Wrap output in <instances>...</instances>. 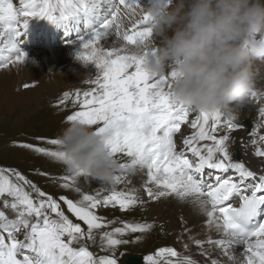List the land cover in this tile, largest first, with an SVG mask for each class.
Wrapping results in <instances>:
<instances>
[{
  "label": "snow or ice",
  "instance_id": "snow-or-ice-1",
  "mask_svg": "<svg viewBox=\"0 0 264 264\" xmlns=\"http://www.w3.org/2000/svg\"><path fill=\"white\" fill-rule=\"evenodd\" d=\"M18 2L19 6L16 0H0V70L25 64L26 53L18 46V38L29 19L60 23L94 11L103 17L81 38L77 52L81 62L95 65V79L88 81L91 87L63 92L56 105L69 101L79 105L80 110L67 115V121L78 120L93 126L97 133L111 127L106 143L113 155L126 157L120 161L121 171L113 184L127 185L130 175L142 174V188L98 190L84 193L76 201L66 196L57 199L18 170L0 169V195L11 197L0 209V264H118L114 251L96 258L88 246L89 241L95 243L96 230L106 226L97 210L111 204L121 210L144 206L141 190L148 202L174 199L190 205L195 215L204 217L202 226L206 229L199 238L181 215V235L191 241L184 245L188 254L162 246L144 256L145 264H201L190 253L191 247L203 257V264H264V134H260L264 97L260 91L253 85L249 93L250 99H261L257 124L246 134L247 139L236 137L233 133L244 129L241 122L226 119L219 111L193 109L176 102L169 90L172 73L154 78L142 68L137 48L154 40L147 26L148 13L141 11L144 0ZM113 37L122 43L116 46L113 41L109 46ZM33 84L22 87L28 89ZM49 143L59 146L58 138ZM237 143L242 151L252 149L253 157L260 161L259 168L234 159ZM23 146L66 165L61 150ZM81 176L86 177L79 171H67L59 177L63 181L60 186L80 193ZM62 205L87 226V231L66 214ZM5 209L13 215L10 217ZM152 227L146 222H125L123 227L101 232V250L129 243L119 237L129 232L146 233Z\"/></svg>",
  "mask_w": 264,
  "mask_h": 264
},
{
  "label": "clouds",
  "instance_id": "clouds-1",
  "mask_svg": "<svg viewBox=\"0 0 264 264\" xmlns=\"http://www.w3.org/2000/svg\"><path fill=\"white\" fill-rule=\"evenodd\" d=\"M141 11L154 37L137 48L142 68L154 78L171 72L176 102L235 119L264 61V0H145ZM112 131L67 121L58 140L68 171L113 184L121 162L106 143Z\"/></svg>",
  "mask_w": 264,
  "mask_h": 264
},
{
  "label": "rangeland",
  "instance_id": "rangeland-1",
  "mask_svg": "<svg viewBox=\"0 0 264 264\" xmlns=\"http://www.w3.org/2000/svg\"><path fill=\"white\" fill-rule=\"evenodd\" d=\"M98 16L103 19L101 15ZM96 24L98 23H95V25ZM83 33L84 32H80L77 35V38L69 40V38L63 37L62 33L59 32L56 37L61 40L57 39V41L55 40L56 43L54 45L46 46L47 49H45L44 53L50 54V50L59 47L65 39L67 41H73L75 39H79L80 35H82ZM22 50H25V53H29L30 55L34 56H30L32 59L37 58V56L35 55L37 50L34 48V46H29L23 48ZM263 62L264 61H258L254 65L256 67L261 66V69L264 72ZM27 65L29 67L32 66L30 62H28V60ZM89 69L91 71V66H89ZM95 74L96 72L91 76L85 78L84 80L80 79L81 81L75 82V86L70 85L65 89L63 88L62 90H59V92L61 93L56 97L47 98V96L45 95L42 100H40V102H37L31 107L28 106L29 103H33V101L30 100V96L27 97V100H23L21 104H17L12 109H8L6 106L2 107L0 110V169L18 170L28 179L33 181L37 186H39L44 192L52 194L57 199L60 196H66L76 201L79 200L84 193L95 194V192L98 190L102 191L112 188H115L116 190H123L125 189V187L135 188L137 185L135 181V174L129 176V182L127 183V185L124 183L106 185L92 178L81 176L80 178H78V186L81 188L80 193H77L74 188H63L60 186L63 181H61L59 177L67 174V166L62 162L57 161L54 157L48 156L45 153L37 152L34 148H27L23 146L26 144H30L36 147H44L49 150H60L59 146L52 145L49 143V141L58 138L60 129L67 122V120L65 119L66 116L71 114L72 111L80 109L78 104L73 105L71 101L63 106H57L56 101L65 91H75L76 89H79L81 91L88 90L91 87L88 81L95 79ZM257 82L258 80H253V85L255 86V88ZM259 100L260 98L255 100L249 98V101L245 106L236 109L237 115L234 120L236 122H241L242 124H244L245 121L249 119L253 123L254 127V125H256V119H258V114L255 110L256 104L253 101L259 102ZM247 133L248 132L245 127L244 134L246 135ZM236 149L241 152V148ZM235 150L233 152L234 159L236 155H234ZM117 158L120 161L126 159V157L122 154H117ZM45 173L47 175H45ZM12 179L14 180L15 178L12 177ZM25 187L26 190L31 191L27 188V186ZM32 195L35 197L34 192L32 193ZM5 199L11 200V197L0 195V209H3V201ZM62 207L66 214H68L74 222L82 224V222L77 221L75 217H72L70 213H67L66 205H62ZM5 211H7L10 217L13 215L10 210L5 209ZM97 214L104 218V223L106 225L105 227L96 230V240L98 241V245L93 250H95L99 254L102 251L100 247L101 232L111 231L112 228L115 227H123L125 222L130 224L145 222L153 224L151 230L146 233L137 232L133 234L129 232L119 237L120 239L129 241V243L121 244L115 249L108 248L106 251H102L103 254L105 252L114 250L119 264L121 256L126 253L141 254L144 257L146 254L153 252L158 247H174L175 240H177V235L173 231V228L164 221H161V219L158 220L145 206L137 205L128 210H121L118 205L111 204L100 207L97 210ZM82 227L85 229V231H87L86 225L82 224ZM136 237H139V240H137ZM94 244L95 243L90 241L88 243V246Z\"/></svg>",
  "mask_w": 264,
  "mask_h": 264
},
{
  "label": "bare ground",
  "instance_id": "bare-ground-1",
  "mask_svg": "<svg viewBox=\"0 0 264 264\" xmlns=\"http://www.w3.org/2000/svg\"><path fill=\"white\" fill-rule=\"evenodd\" d=\"M16 5L19 6L18 0H16ZM101 21V17L98 16L95 11L92 14H81L78 17L69 18L60 23H52L47 19L39 17L31 18L28 21L26 29L18 38V46L21 49L34 46L37 50L35 54L37 58L32 59L30 57L32 55L26 53L24 65H16L7 70H0V110L3 106L12 109L17 104H21L23 100H27L29 96L31 98L30 100L33 101V103L31 102L28 104V106L31 107L37 102H40L45 95L47 98L56 97L61 93L59 90L65 89L70 85L75 86V82L81 81L80 79L84 80L94 74L96 72L95 65L91 62L87 64L81 62L77 58V52L82 43L81 38L86 36L95 23H100ZM59 32H62L63 37L69 38V40L77 38L80 32L84 33L82 34L83 36L80 35L79 39L63 41L59 47L51 49L50 54H45L44 51L47 49L46 46H52L56 43L57 39L55 41V37ZM113 41L116 46L122 43V41L113 37L112 41H109V46L112 45ZM2 43L3 40L0 38V45H2ZM27 60L32 65L31 67L27 65ZM89 66H91V71ZM253 80H258L256 89L260 91L261 97H264V72L261 66H253ZM26 82L29 84H33L34 82V84L28 89H24L22 85ZM253 102L256 104L255 110L257 112V109L262 106L261 99L259 102ZM257 122L258 119H256V124ZM243 126V131H237L233 133V135L236 137L243 136L247 139L244 134L246 126L244 124ZM252 129L253 123L251 128H248L247 132H251ZM260 134H264V128L260 129ZM236 148H241L239 143L234 146L233 152ZM241 155L242 160L250 167L259 168L260 161L253 157L251 148L246 152L241 149ZM212 174L215 175L214 172ZM205 178H207V176ZM141 179L142 174H135V181L137 183L135 188H142ZM139 195L145 199L146 204L144 206L152 215L173 228V231L177 235L174 247L178 249L179 252L188 254L184 245L186 243L191 244L187 235H181L182 229L178 220V217L181 215H183L184 219L187 221L188 227H191L193 232L198 234L199 238H203L205 235L206 229L202 226L204 217L195 215L190 205L177 202L174 199H161L158 203L148 202L142 190ZM233 202L235 203V200ZM212 235H215V233L213 232ZM189 251L195 259L200 260L201 264H203V257L196 255L197 249L195 247H191ZM214 255H218V253H214Z\"/></svg>",
  "mask_w": 264,
  "mask_h": 264
},
{
  "label": "water",
  "instance_id": "water-1",
  "mask_svg": "<svg viewBox=\"0 0 264 264\" xmlns=\"http://www.w3.org/2000/svg\"><path fill=\"white\" fill-rule=\"evenodd\" d=\"M246 124L248 125L249 128L251 127V124L249 121H246ZM127 263H129V261H127Z\"/></svg>",
  "mask_w": 264,
  "mask_h": 264
}]
</instances>
